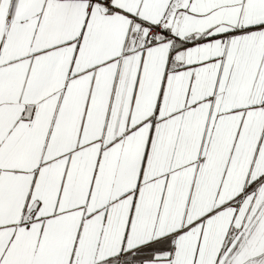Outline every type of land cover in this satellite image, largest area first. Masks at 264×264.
Segmentation results:
<instances>
[{
	"label": "snow or ice",
	"instance_id": "obj_1",
	"mask_svg": "<svg viewBox=\"0 0 264 264\" xmlns=\"http://www.w3.org/2000/svg\"><path fill=\"white\" fill-rule=\"evenodd\" d=\"M0 264H264V0H0Z\"/></svg>",
	"mask_w": 264,
	"mask_h": 264
}]
</instances>
